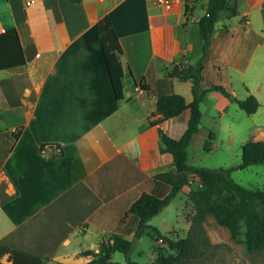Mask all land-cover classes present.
<instances>
[{
    "label": "crops",
    "instance_id": "0c3cea01",
    "mask_svg": "<svg viewBox=\"0 0 264 264\" xmlns=\"http://www.w3.org/2000/svg\"><path fill=\"white\" fill-rule=\"evenodd\" d=\"M228 1L237 15L222 13L216 23L202 85L224 86L235 99L205 95L190 146L198 149L210 131L214 149L223 128L232 141L247 121L241 144L264 141V0ZM206 3L179 0L166 12L156 0H0V34L16 29L26 57V65L0 71V106L11 122L0 168V244L42 264H87L83 253L110 236L136 237L131 205L144 193L169 191L155 179L174 168L161 134L179 139L191 116L186 109L163 120L156 101L169 94L192 101V83L169 73L200 60ZM106 15L122 46L121 98L96 29ZM250 95L261 107L249 116L236 99ZM0 261L12 264L13 257Z\"/></svg>",
    "mask_w": 264,
    "mask_h": 264
},
{
    "label": "trees",
    "instance_id": "16d2710c",
    "mask_svg": "<svg viewBox=\"0 0 264 264\" xmlns=\"http://www.w3.org/2000/svg\"><path fill=\"white\" fill-rule=\"evenodd\" d=\"M79 2L80 0H73ZM237 15L236 4L228 0H207L206 14L198 24L203 42V54L198 62L186 69L174 68L169 75L180 77L192 83L193 99L187 103L181 94L160 95L156 101L157 113L163 120L180 116L186 109L191 110L187 128L179 139L161 134V142L170 155L174 168L170 171L156 175V181L168 185L169 191L163 196L153 193H144L130 207L129 213L137 218L135 236L144 235L152 238L154 242L162 241L172 252L170 255L158 256L156 264H179L193 255L194 243L190 236L194 224L199 223L206 215H211L216 223L229 230L231 237L243 242L249 251H258L264 248V187L252 189L237 183L231 176L232 172L246 169L254 165H264V141H248L241 145V162L230 168H208L189 163V149L193 136L199 131L202 112L201 102L205 95L211 91H219L227 98L232 96L230 90L221 85L203 87V70L205 59L208 56L215 32V25L221 14ZM100 36L101 48L107 67L110 83L116 98L124 94L123 77L124 68L120 60L122 46L109 16L102 17L96 23ZM26 65L24 47L19 32L16 29L7 30L0 34V71ZM144 89H147L144 87ZM241 110L247 115L255 114L261 107L254 95L246 99H236ZM3 131L0 129V136ZM17 137V134H13ZM215 133L210 131L204 142V150L210 152L214 149ZM192 178H198L200 186L190 190L188 201L195 209V216L190 226L188 236L183 239H174L149 221L165 207H167L178 193L189 186ZM131 241L120 236L112 235L107 241L101 243L99 250H88L83 256L90 260L87 264H120L113 261V255L121 252L125 256L130 248ZM7 253L13 257L12 264H42L39 257L29 255L17 250H11L0 244V260ZM0 264H3L0 261ZM130 264H135L131 261Z\"/></svg>",
    "mask_w": 264,
    "mask_h": 264
},
{
    "label": "rangeland",
    "instance_id": "374dc122",
    "mask_svg": "<svg viewBox=\"0 0 264 264\" xmlns=\"http://www.w3.org/2000/svg\"><path fill=\"white\" fill-rule=\"evenodd\" d=\"M3 79L4 72H0V82ZM240 112L243 116H247L243 111ZM232 114L235 113L232 112ZM8 115L0 106V129L3 131L0 136V168L4 163V135L11 124L7 120ZM248 124L247 121L241 125V131L232 141L226 140L225 136L228 134L223 128L222 138L217 140L216 148L210 152H206L204 147L198 149L195 143L190 147V163L224 169L238 165L242 159L241 143L243 142L241 141L248 136ZM231 176L237 183L246 187L252 189L264 187V165L235 170ZM199 186V179L192 178L187 190L190 192ZM3 188L4 184L0 183V200L4 201ZM194 216L195 209L192 202L187 201L186 193L181 191L150 224L175 240L183 239L188 236ZM190 236L194 243L193 255L179 264H264V248L249 251L243 242V237L239 241L233 240L229 230L218 225L211 215H206L203 220L194 224ZM171 253L162 241L154 242L152 238L144 235L138 242L131 261L135 264H156L158 256H168ZM113 261L126 264V256L121 252H116L113 255ZM46 264L55 263L49 261Z\"/></svg>",
    "mask_w": 264,
    "mask_h": 264
},
{
    "label": "built area",
    "instance_id": "2783aa9c",
    "mask_svg": "<svg viewBox=\"0 0 264 264\" xmlns=\"http://www.w3.org/2000/svg\"><path fill=\"white\" fill-rule=\"evenodd\" d=\"M176 1L179 0H156V4L164 11L169 12L173 9V6L176 3ZM30 3L31 1L28 2V4Z\"/></svg>",
    "mask_w": 264,
    "mask_h": 264
},
{
    "label": "water",
    "instance_id": "95a60500",
    "mask_svg": "<svg viewBox=\"0 0 264 264\" xmlns=\"http://www.w3.org/2000/svg\"><path fill=\"white\" fill-rule=\"evenodd\" d=\"M230 98L232 100L235 99L234 96H231ZM138 240H139L138 237H135V238L132 239L130 248H129L127 254H126V264H130L131 263V257H132V254H133V252L135 251V249H136V247L138 245Z\"/></svg>",
    "mask_w": 264,
    "mask_h": 264
}]
</instances>
